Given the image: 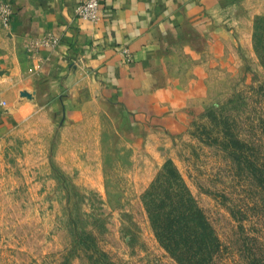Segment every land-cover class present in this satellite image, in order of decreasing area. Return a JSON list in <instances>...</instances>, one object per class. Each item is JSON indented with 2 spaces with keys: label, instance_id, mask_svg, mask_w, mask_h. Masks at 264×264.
I'll use <instances>...</instances> for the list:
<instances>
[{
  "label": "rangeland",
  "instance_id": "374dc122",
  "mask_svg": "<svg viewBox=\"0 0 264 264\" xmlns=\"http://www.w3.org/2000/svg\"><path fill=\"white\" fill-rule=\"evenodd\" d=\"M258 18L264 0H242L198 52L170 57L162 112L93 96L57 122L39 106L35 80L0 86V264H184L157 239L148 211L168 186V165L181 181L174 193L188 194L215 238L206 264L264 257ZM242 154L249 168L234 161Z\"/></svg>",
  "mask_w": 264,
  "mask_h": 264
},
{
  "label": "crops",
  "instance_id": "0c3cea01",
  "mask_svg": "<svg viewBox=\"0 0 264 264\" xmlns=\"http://www.w3.org/2000/svg\"><path fill=\"white\" fill-rule=\"evenodd\" d=\"M5 1L13 16L8 30L0 28V86L12 78L35 80L39 106L57 122L77 99L93 96L138 113L162 112L156 105L168 82L170 57L198 52L242 4L99 0V21L91 24L75 16L83 0ZM45 36L58 45L30 47ZM29 67L34 74L37 69L36 77L29 76ZM0 118H8L1 106Z\"/></svg>",
  "mask_w": 264,
  "mask_h": 264
},
{
  "label": "trees",
  "instance_id": "16d2710c",
  "mask_svg": "<svg viewBox=\"0 0 264 264\" xmlns=\"http://www.w3.org/2000/svg\"><path fill=\"white\" fill-rule=\"evenodd\" d=\"M253 50L264 65V18L254 22ZM236 143H228L231 148ZM239 166L253 165L242 155L233 156ZM164 179L168 186L162 189V196L149 200L148 211L157 239L178 262L184 264H206L215 252V238L201 210L193 206L187 193H174V184L181 181L170 165L165 166ZM259 187L264 191V172L254 175ZM149 197V196H148ZM179 258H178V256ZM250 264H264V257L251 259Z\"/></svg>",
  "mask_w": 264,
  "mask_h": 264
},
{
  "label": "built area",
  "instance_id": "2783aa9c",
  "mask_svg": "<svg viewBox=\"0 0 264 264\" xmlns=\"http://www.w3.org/2000/svg\"><path fill=\"white\" fill-rule=\"evenodd\" d=\"M99 0H83L75 9V16L83 21L91 24H96L99 21ZM13 16V7L5 0H0V28L8 30L10 28L11 19ZM58 45V40L51 36H45L39 40L36 45L32 46L54 48ZM2 103L0 102V106Z\"/></svg>",
  "mask_w": 264,
  "mask_h": 264
}]
</instances>
